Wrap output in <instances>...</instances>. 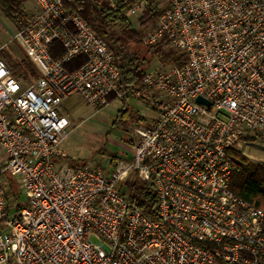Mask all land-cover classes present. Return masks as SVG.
<instances>
[{"label":"built area","instance_id":"2783aa9c","mask_svg":"<svg viewBox=\"0 0 264 264\" xmlns=\"http://www.w3.org/2000/svg\"><path fill=\"white\" fill-rule=\"evenodd\" d=\"M35 1L14 39L38 77L22 84L0 59V264H264V211L234 193L228 157L264 137V0H87L124 7L145 45L183 55L132 89L85 0ZM74 96L95 111L144 106L129 159L54 163ZM134 176L156 192L153 218L124 188Z\"/></svg>","mask_w":264,"mask_h":264},{"label":"trees","instance_id":"16d2710c","mask_svg":"<svg viewBox=\"0 0 264 264\" xmlns=\"http://www.w3.org/2000/svg\"><path fill=\"white\" fill-rule=\"evenodd\" d=\"M19 6L18 0H0V7L4 16L12 22H14L13 13ZM84 6V17L108 42L109 47L117 57L122 77V88L132 89L142 84L149 65V56L157 59L164 66H182L184 63L182 54L166 49V42L156 46L145 45L143 43L144 34L135 29L131 19L124 17V7L111 12L106 9H98L87 0L84 1ZM140 21L143 22V19ZM0 56L5 58L2 50H0ZM8 66L13 76L19 81L28 77L34 80L38 77V71L26 56L17 58V60H9ZM130 118V112L122 109L117 116V122ZM249 139L264 140V137L256 136ZM130 143L132 146V141ZM228 157L237 167V173L232 182V190L245 201L255 204L264 211V164H250L241 152L235 150L230 151ZM58 160H62V158H58ZM13 182L15 181L9 178V188ZM124 188L130 190V200L146 216L150 218L156 216L157 195L154 188L139 176L129 179L124 184Z\"/></svg>","mask_w":264,"mask_h":264},{"label":"rangeland","instance_id":"374dc122","mask_svg":"<svg viewBox=\"0 0 264 264\" xmlns=\"http://www.w3.org/2000/svg\"><path fill=\"white\" fill-rule=\"evenodd\" d=\"M18 2H20V6L18 9L15 8L13 16L22 7L25 9H35L36 7L35 0H18ZM131 20L135 29L144 34L146 31L144 24L137 19ZM16 33L14 22L4 16L0 7V49L5 56V58L0 56V59L4 60L7 65L9 60H17V58L25 56L14 39ZM148 60L147 71H153L158 67L157 59L149 56ZM29 80L33 81V78L28 77L21 80V83H30ZM125 103L123 100L115 101L106 108L95 111L80 97L74 96L62 104V111L72 122L68 137L62 145V149L68 156L66 159L68 165L78 166L87 161L97 163L100 161L110 162L114 158L115 160L130 158L132 125L140 123L137 120L139 112H146V110L144 106H140L136 99H133L129 105L131 118L117 122V116L122 109H125ZM239 152L250 164H264L263 139L243 141ZM10 191L12 195H15V199H18L17 197L21 194L16 182H13ZM23 198L25 197L23 196ZM92 241L95 244L100 243L95 237L92 238Z\"/></svg>","mask_w":264,"mask_h":264},{"label":"crops","instance_id":"0c3cea01","mask_svg":"<svg viewBox=\"0 0 264 264\" xmlns=\"http://www.w3.org/2000/svg\"><path fill=\"white\" fill-rule=\"evenodd\" d=\"M61 110H62V108H61ZM62 113L64 114V112L62 111ZM65 115V114H64ZM66 116V115H65ZM67 117V116H66ZM68 118V117H67ZM69 119V118H68ZM69 121H70V123H71V125H72V122H71V120L69 119ZM61 149H62V146H61ZM62 151L64 152V154H65V156L64 157H56V159H54V163L57 165V166H65V165H68L67 163H66V160H65V158H68V156L66 155V152L62 149ZM58 158L60 159V158H62V160H58ZM68 166H71V165H68Z\"/></svg>","mask_w":264,"mask_h":264},{"label":"water","instance_id":"95a60500","mask_svg":"<svg viewBox=\"0 0 264 264\" xmlns=\"http://www.w3.org/2000/svg\"><path fill=\"white\" fill-rule=\"evenodd\" d=\"M202 101H203L202 99H198V102H200V103H201ZM203 102H204V101H203Z\"/></svg>","mask_w":264,"mask_h":264}]
</instances>
